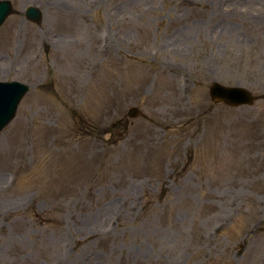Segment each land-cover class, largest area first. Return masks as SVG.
<instances>
[{"label": "rangeland", "instance_id": "1", "mask_svg": "<svg viewBox=\"0 0 264 264\" xmlns=\"http://www.w3.org/2000/svg\"><path fill=\"white\" fill-rule=\"evenodd\" d=\"M11 1L0 264H264V0Z\"/></svg>", "mask_w": 264, "mask_h": 264}, {"label": "water", "instance_id": "2", "mask_svg": "<svg viewBox=\"0 0 264 264\" xmlns=\"http://www.w3.org/2000/svg\"><path fill=\"white\" fill-rule=\"evenodd\" d=\"M211 90L214 97L224 100L230 104L249 102L253 99V96L250 94V92L237 86L229 87L215 83L212 85Z\"/></svg>", "mask_w": 264, "mask_h": 264}, {"label": "bare ground", "instance_id": "3", "mask_svg": "<svg viewBox=\"0 0 264 264\" xmlns=\"http://www.w3.org/2000/svg\"><path fill=\"white\" fill-rule=\"evenodd\" d=\"M59 4H61V3L59 2ZM59 4H58V5H59Z\"/></svg>", "mask_w": 264, "mask_h": 264}]
</instances>
